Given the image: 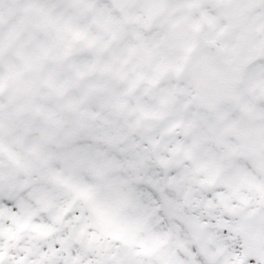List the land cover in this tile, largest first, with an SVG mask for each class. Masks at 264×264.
I'll return each mask as SVG.
<instances>
[{
  "label": "snow or ice",
  "instance_id": "obj_1",
  "mask_svg": "<svg viewBox=\"0 0 264 264\" xmlns=\"http://www.w3.org/2000/svg\"><path fill=\"white\" fill-rule=\"evenodd\" d=\"M126 2L102 0L100 6ZM181 2L139 0L145 31L137 41L158 65L148 85L136 90L144 78L138 72L122 94L130 119L114 124L101 117L88 124L71 115L72 101L36 105L39 134L30 146L35 163L16 180L9 178L6 145L12 142L0 119V264H264V143L249 150L225 142L227 129L217 125L204 107L206 94L185 71L196 48L191 39L169 63L171 42L162 37L171 30L152 27V17L154 10ZM58 4L0 0V92L11 79L6 61L19 58L21 67L33 69L47 59L49 43L40 39L31 13L46 9L39 26L63 28L66 22L51 15ZM246 4L264 21V0ZM74 37L88 40L80 30ZM135 51L134 43L123 59L131 68ZM72 55L69 48L58 59ZM249 73L264 88V59ZM43 83L56 96L70 84L57 83L55 73ZM28 92L39 95L36 88Z\"/></svg>",
  "mask_w": 264,
  "mask_h": 264
},
{
  "label": "clouds",
  "instance_id": "obj_2",
  "mask_svg": "<svg viewBox=\"0 0 264 264\" xmlns=\"http://www.w3.org/2000/svg\"><path fill=\"white\" fill-rule=\"evenodd\" d=\"M264 23V21H261ZM129 25V31L134 28ZM80 28L79 22L64 24L63 28L56 25L46 34L45 40L49 43L47 59L42 65L33 69L23 68L19 58H12L3 65L5 74H10L8 87L0 92V119L6 125L5 140L14 143L17 139L23 141V153L25 158H31L36 153L30 150V146L36 142L38 136L39 120L34 116L36 105H59L69 101L74 102V108L70 110L71 115L82 119L88 124H94L103 117L106 121L118 124L122 120L130 119L131 113L121 107L130 81L135 78L136 73H143L144 78L139 81L137 91L150 83V78L156 73L158 61L155 57L147 55L139 46L140 42L127 37L119 29L112 33L96 35L88 33V40H80L74 37V32ZM259 38L264 40V32L259 33ZM168 36L162 37L167 42ZM95 41L89 44L88 41ZM189 39L178 42L172 52L169 63L182 52L183 44ZM136 46V51L131 53L130 65L123 63V59L130 53V49ZM107 45V47L105 46ZM91 46L97 56L96 71L79 77L77 71L84 67L76 63L79 57L72 55L66 60L58 59L65 50L71 49L75 54L81 49ZM206 45H199L193 53L184 61L186 74L191 75L193 86H200L207 94L209 89L218 84L222 79L234 80V87L241 93L242 99L247 100L249 96L264 92V88L257 85L250 74L240 76L229 71L224 65H218L214 72L205 70L206 60L203 52ZM264 59V58H262ZM70 67H65V66ZM49 73H55L57 83L69 81L70 84L63 96L49 95L53 90L43 83ZM168 73H166L167 75ZM39 90L38 96H31L29 89ZM97 106L101 107L99 114L93 112ZM31 121L32 126L25 128V123ZM264 126V121L261 122Z\"/></svg>",
  "mask_w": 264,
  "mask_h": 264
},
{
  "label": "rangeland",
  "instance_id": "obj_3",
  "mask_svg": "<svg viewBox=\"0 0 264 264\" xmlns=\"http://www.w3.org/2000/svg\"><path fill=\"white\" fill-rule=\"evenodd\" d=\"M196 1L203 2V5H204L206 11L208 10L210 13L215 14L216 16H219L221 19L224 17V16L219 15V10L221 9L222 5H221V3L218 2V0H184V2H181L182 4L176 3V11L174 10V18L173 19L179 20V19H181L182 15L190 14L189 19H188L189 23H190L188 25V29L190 31H192L191 25H192V23L195 22V20L197 19V16H198L197 15L198 11L195 8L197 5ZM101 2H102V0H96V2L94 4L89 6L87 4L86 0H59L58 6L54 9H52L51 15L54 17L61 18V23L67 22L70 25L74 22H79L80 28L78 30L84 31L87 34L89 32H91V33L96 34V35H104L107 32L112 33L114 31H116L117 29H119L127 37L134 39V40H139L144 36L145 26L141 30V37L140 38H138V37H136V35H134V32L139 27H140V29L142 28L141 23H143L144 18H145V10L140 6L139 0H127V2L123 6H116V7H101L100 6ZM189 4L191 5V7L188 10V12L186 10H182V11L178 10L177 11V9H179V8H182V9L187 8V6H189ZM163 8H165V7H162L158 10L157 9L154 10L153 17L165 16L166 10H163ZM170 10L173 11L172 8ZM45 11H47V10L46 9L45 10H33L31 13L32 17H34V19L32 20V24L35 27V30L38 32L40 39H42V40H45L46 34L51 30V25H49L47 28H42L39 26L41 20L44 17ZM136 12H137L138 22L137 23L135 22L136 23L135 27L131 31H129V25L132 24L133 22L130 20V18H128V16L130 17V15H127V14L128 13L136 14ZM194 13H195V15H194ZM161 20H162L161 23H167V21L165 19H161ZM133 21H136V19L134 17H133ZM223 21H225V20L223 19ZM170 29H173V28H170ZM46 30H47V32H46ZM127 32H128V34H127ZM261 32H264V28L257 31L256 33H252V35H250L252 37V40H249L248 42L246 40H244L241 43L242 45L240 47H242L243 49H244V46L247 47V50H246L247 55L250 52L251 55L253 54L254 56H256V54H258V52H260V44L264 42V40H261L259 38V33H261ZM169 38H171V37H169ZM206 38H207V34H206V32H203V33H199L197 35V39L195 37L193 40L196 39L197 47H198L201 44L205 45L204 39H206ZM216 39L219 40L220 43L226 44L225 40H221V38L220 39L216 38ZM172 40H173V44H176V43L178 44V36L172 37ZM174 49H175V47L170 43V46H169L168 51H167V55L169 58H170L172 52L174 51ZM221 50L214 51V50H210L206 47L205 51L203 52L204 57L206 54H208V56H210L211 60L214 62V63L208 62L209 68H208V70H206L207 72L211 73V72H214L217 70L216 66H218V64H220V61H221L220 54H222V53H218V52L219 51L221 52ZM229 51L232 54L229 59L235 58L234 61H236L238 63L240 61V59L242 58V49H239L238 53H235V54H233L232 48H230ZM229 51H227V52H229ZM240 54H241V56L238 60V57ZM74 55L79 57L78 62H77L79 65H82V66H93L94 65V67H92V70L89 71L88 74H91L92 72L96 71V66L98 63L97 56L99 55V53H94L91 49V46L79 50ZM227 68L229 69L230 72L235 73V74H239V72L234 68V63L232 64V62H230V64L227 66ZM226 84H229V86L227 87V92H232L234 89V86H233L234 80L222 79L216 85L218 87H220V85L225 86ZM212 89L213 90H209L206 95L210 98V100L213 103H217V100H219L221 97H222V99L227 97V94L222 93L220 90L218 93H215L214 86L212 87ZM239 93L240 92H238V94H237V100L236 101H234L233 103H231V101H227L226 102L227 106H225V105L220 106L219 105L220 108L218 110L216 109L214 111H210L208 104L205 103V105H204V107H206L208 111H210L211 113H213L215 115L216 120H217V125L222 127V128L227 129V131L225 133L226 139H228L229 137H232L233 135L238 133V132L235 133L236 126L233 125V121L238 120L237 117H240L242 119L241 121L246 120V118H244V115L242 114V111L244 112L243 108L247 105V103L249 105H251L253 110L254 109L258 110L259 105H260L261 93L249 96V98L246 101L242 100V98H240L241 93H240V95H239ZM240 100H242V101L240 102ZM239 110H241V111H239ZM220 111H221V113H220ZM230 111H232V113L235 115L233 120H232V114ZM93 112H95V109H93ZM219 113L221 115V119L219 118ZM229 123H231V125H229ZM242 123L244 124V122H242ZM238 135L240 136V132L238 133ZM250 136H251V140L249 142L250 146L248 144H246V146L248 149L250 148V150L251 149L255 150L256 146L262 143V139L258 140L261 135L251 134ZM11 144L13 145L14 149L17 152L22 154L23 161L25 162V169L22 171H19L14 176V178L12 177L13 178L12 180H15V178L18 179L20 173L24 172L26 169L31 167L35 163V160H34V157L25 158L24 153H23V148H22L23 141L21 139H17L14 143H11Z\"/></svg>",
  "mask_w": 264,
  "mask_h": 264
},
{
  "label": "bare ground",
  "instance_id": "obj_4",
  "mask_svg": "<svg viewBox=\"0 0 264 264\" xmlns=\"http://www.w3.org/2000/svg\"><path fill=\"white\" fill-rule=\"evenodd\" d=\"M167 58H169L168 55H167ZM163 68H164V66H163V64H161V65H160V71L163 70ZM239 95H240V93H239ZM240 98H242V96H240ZM242 100H243V99H242ZM242 100H240V102H241ZM245 101H246V100H245ZM249 150H250V149H249ZM251 150H253V149H251ZM13 178H14V177H13ZM13 178H12V179H13ZM12 179H11V180H12ZM15 180H16V178H15Z\"/></svg>",
  "mask_w": 264,
  "mask_h": 264
},
{
  "label": "water",
  "instance_id": "obj_5",
  "mask_svg": "<svg viewBox=\"0 0 264 264\" xmlns=\"http://www.w3.org/2000/svg\"><path fill=\"white\" fill-rule=\"evenodd\" d=\"M8 165L10 166V172H9V177H10L11 174H12V165H11V160L10 159L8 160Z\"/></svg>",
  "mask_w": 264,
  "mask_h": 264
}]
</instances>
